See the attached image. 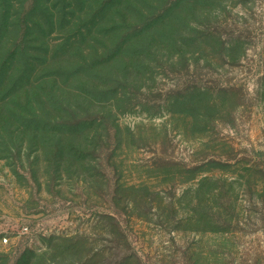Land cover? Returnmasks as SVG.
I'll use <instances>...</instances> for the list:
<instances>
[{"label":"rangeland","instance_id":"obj_1","mask_svg":"<svg viewBox=\"0 0 264 264\" xmlns=\"http://www.w3.org/2000/svg\"><path fill=\"white\" fill-rule=\"evenodd\" d=\"M199 1L115 112L133 141L92 152L91 178L45 174L0 91V264H264V0Z\"/></svg>","mask_w":264,"mask_h":264},{"label":"trees","instance_id":"obj_2","mask_svg":"<svg viewBox=\"0 0 264 264\" xmlns=\"http://www.w3.org/2000/svg\"><path fill=\"white\" fill-rule=\"evenodd\" d=\"M14 1L0 0V91L23 99L17 121L26 119L29 141L41 144L36 151L45 174L53 166L70 179L91 178L92 152L110 145L117 151L133 141L131 133L123 140L115 112L160 46L181 43L187 33L181 15L188 3L200 1L37 0L27 11L20 4L17 10ZM99 105L108 109L93 112ZM115 153L107 156V165Z\"/></svg>","mask_w":264,"mask_h":264},{"label":"built area","instance_id":"obj_3","mask_svg":"<svg viewBox=\"0 0 264 264\" xmlns=\"http://www.w3.org/2000/svg\"><path fill=\"white\" fill-rule=\"evenodd\" d=\"M25 231L28 229L27 227H24L23 228ZM7 241H8V238L7 237H4L3 239H2V243H7Z\"/></svg>","mask_w":264,"mask_h":264}]
</instances>
